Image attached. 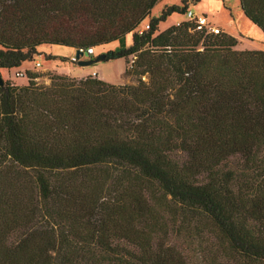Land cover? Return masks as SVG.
I'll return each mask as SVG.
<instances>
[{
	"label": "trees",
	"instance_id": "obj_1",
	"mask_svg": "<svg viewBox=\"0 0 264 264\" xmlns=\"http://www.w3.org/2000/svg\"><path fill=\"white\" fill-rule=\"evenodd\" d=\"M159 1L0 0V71L118 42L134 78L0 87V264H264V50L159 31L187 11ZM238 3L264 35V0Z\"/></svg>",
	"mask_w": 264,
	"mask_h": 264
},
{
	"label": "rangeland",
	"instance_id": "obj_2",
	"mask_svg": "<svg viewBox=\"0 0 264 264\" xmlns=\"http://www.w3.org/2000/svg\"><path fill=\"white\" fill-rule=\"evenodd\" d=\"M184 5L187 10H192L195 14L205 15L222 33L236 38V50H264V35L244 18L238 0H199L197 2L193 0H160L151 10V17L160 19L162 10L165 7L176 6L182 8ZM185 21V13L173 12L165 20L159 22L158 29L159 31H164L177 23H184ZM122 43L129 46L131 44V35L126 36ZM118 47L119 43L114 42L96 49L95 53L97 52L98 56L108 51L116 50ZM71 55H73V52L62 48L41 46L36 49L35 54L31 56L29 61L24 63L17 71H24L27 78L31 75L37 76L34 81L38 84H48L49 77L52 75H62L77 79L82 71L87 74L85 77H93L91 72L95 70L98 74L93 78L107 83L113 85H130L134 83L133 77L124 75V69L128 64L123 59L107 62L100 61L93 66L80 67L77 63L70 61ZM95 57L96 54L93 56H82L79 60L87 61ZM35 62H39L41 67L36 68ZM0 74L4 82L9 81L17 86L26 85L28 81L27 78H17L15 76L16 70L10 72L3 70L0 71ZM177 244L192 256L194 244L182 241H178ZM192 258L193 263L197 264L195 257Z\"/></svg>",
	"mask_w": 264,
	"mask_h": 264
},
{
	"label": "built area",
	"instance_id": "obj_3",
	"mask_svg": "<svg viewBox=\"0 0 264 264\" xmlns=\"http://www.w3.org/2000/svg\"><path fill=\"white\" fill-rule=\"evenodd\" d=\"M185 15H186L185 22H189L193 25L194 27L193 31L202 32L204 34H214V35L221 33V30L218 27L214 26L205 15L195 14L192 12V10H187L185 12ZM176 25H179V23H177ZM148 28H149L148 24H145L137 30V33L142 34V32H144ZM76 54L79 55L81 54L82 56H93L95 54V49L92 47L78 48L74 50L73 55L70 57V61L78 63L80 58H76ZM35 67L40 68L41 67L40 63L35 62ZM15 76L17 78H25V73L24 71H18L16 72ZM92 76L96 77L97 72L93 71Z\"/></svg>",
	"mask_w": 264,
	"mask_h": 264
},
{
	"label": "water",
	"instance_id": "obj_4",
	"mask_svg": "<svg viewBox=\"0 0 264 264\" xmlns=\"http://www.w3.org/2000/svg\"><path fill=\"white\" fill-rule=\"evenodd\" d=\"M82 57V55L80 54H76V58H80ZM100 61H103L105 62V57L103 54L101 55H98L96 56L95 58L91 59V60H87V61H81L79 60L78 61V65L81 66V67H86V66H93L95 65L96 63L100 62ZM4 85V80L2 79L1 77V74H0V87Z\"/></svg>",
	"mask_w": 264,
	"mask_h": 264
},
{
	"label": "crops",
	"instance_id": "obj_5",
	"mask_svg": "<svg viewBox=\"0 0 264 264\" xmlns=\"http://www.w3.org/2000/svg\"><path fill=\"white\" fill-rule=\"evenodd\" d=\"M59 48V47H58ZM99 48H102V46L101 47H99ZM99 48H96V49H99ZM62 49H65V50H68V51H71V52H73L74 53V50H72V49H66V48H62ZM96 49H95V51H96ZM247 50H256V49H247ZM96 54V56H97V52L95 53ZM94 54V55H95ZM72 56V55H71ZM70 56V57H71ZM91 60V59H90ZM81 67V66H80ZM94 70H95V68H94ZM96 71V70H95ZM93 72V71H92ZM91 72V73H92ZM98 74V73H97ZM85 75H87V74H85V72L84 71H82L81 73H80V75H78L79 77H77V79H81V78H84L85 77Z\"/></svg>",
	"mask_w": 264,
	"mask_h": 264
}]
</instances>
